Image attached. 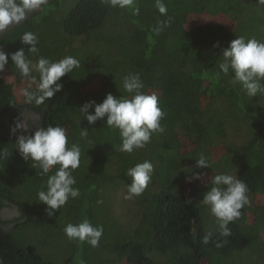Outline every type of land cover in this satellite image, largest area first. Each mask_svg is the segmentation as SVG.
<instances>
[{"label": "trees", "instance_id": "16d2710c", "mask_svg": "<svg viewBox=\"0 0 264 264\" xmlns=\"http://www.w3.org/2000/svg\"><path fill=\"white\" fill-rule=\"evenodd\" d=\"M56 1L49 0L47 12H30L20 24L0 33V50L13 53L22 34L33 32L38 53L28 52L30 46L25 45L33 63L39 57L58 61L72 56L80 67L62 76L61 90L42 105L28 104L24 97L16 100L13 83L0 74V113L13 105L26 107L39 113L38 126L59 125L66 130L69 146L78 144L81 149L80 166L72 172L80 195L48 216L47 206L37 201V193L46 190L48 176L39 175V169L32 167L31 160L25 161L15 145L24 132L1 134L0 198L21 210L12 229L0 218L1 264H55L13 238L10 232L20 224H50L58 229L55 235L66 236V224L85 218L103 226L99 246L66 236L71 254L61 264H90L91 258L93 264H264V95L249 98L218 69L222 50L237 36L264 41V4L258 0H163L167 15L162 16L156 0H135L138 14L129 8L119 23L115 14L119 7L102 0H77L56 20ZM199 14L221 15V20L189 25L192 16ZM158 21L168 22L159 33ZM55 27L60 33L52 41ZM130 72L140 73L143 91L157 95L165 116L163 132L153 133L144 148L127 153L119 150V130L109 128L106 117L89 125L79 108L88 101L101 103L108 93L128 95L122 81ZM33 75L38 78L37 73ZM81 129L88 130L87 136H81ZM216 146L228 149V154L214 158ZM202 155L211 167L196 166ZM146 160L154 169L151 181L141 195L125 199L131 183L127 170ZM195 173L201 178H191ZM219 173L243 180L251 204L228 225L229 237L220 236L218 227L205 244L200 200L211 187V177ZM190 180L194 184L185 191ZM107 193L112 208H104ZM224 239L227 243L216 247ZM80 244L83 252L75 261Z\"/></svg>", "mask_w": 264, "mask_h": 264}, {"label": "clouds", "instance_id": "9594fccd", "mask_svg": "<svg viewBox=\"0 0 264 264\" xmlns=\"http://www.w3.org/2000/svg\"><path fill=\"white\" fill-rule=\"evenodd\" d=\"M112 8H135V0H102ZM49 0H0V33H3L11 25L20 24L28 13L43 11ZM264 4V0H258ZM162 16L167 15V6L163 0H156L155 4ZM167 21H158L157 33L162 30ZM21 43L29 45L28 52L38 53V37L33 32H24L20 37ZM214 46H219L214 45ZM9 56L19 74L28 78L29 84L22 88L21 94L28 104L42 105L54 94L61 90V77L66 73H72L80 67V61L72 56H66L58 61H51L45 57H39L33 63L23 48L6 53L0 50V73H3L8 64ZM222 61L218 69L225 76H230L233 85L239 84L242 91L249 98L264 95V41L256 38L237 36L222 50ZM33 73L38 74L37 76ZM35 84V88L32 85ZM123 90L128 95L114 96L108 93L101 103L93 101L85 102L80 112L86 117L89 125H94L97 120L106 117V125L112 129H118L121 137L119 150L132 153L144 148L150 142L153 133L163 132L161 120L165 113L158 105L156 94H147L143 91L145 85L140 73L130 72L122 81ZM94 108V111L89 109ZM24 129L25 132L17 137L15 143L20 155L25 161L31 160L32 167L39 169V175H47L46 190L37 193V201L43 202L48 216H53L55 211L66 205L68 200L80 195L78 188L74 187L76 179L72 172L80 166L81 149L78 144H68L66 130L59 125L37 126L34 133L28 132L29 125L16 122L12 132ZM88 130L81 129V136H87ZM59 165L55 173L48 175L51 169ZM196 166L209 168L211 164L203 155L196 160ZM153 165L150 161L137 163L127 170V176L131 177V183L127 186L125 199L141 195L151 181ZM194 179H200L201 174L195 173ZM211 187L203 194L200 200L208 206L210 213L216 218L219 225L220 236L227 238L231 235L228 225L239 219L241 209L250 205L247 195V184L233 175L219 173L211 177ZM190 202V201H189ZM102 203V201H98ZM65 235L70 240L88 243L92 247L99 246L103 235V226H94L87 218L81 222L68 223L64 227ZM210 242V235L203 238V243ZM227 239L216 242V247H222Z\"/></svg>", "mask_w": 264, "mask_h": 264}, {"label": "rangeland", "instance_id": "374dc122", "mask_svg": "<svg viewBox=\"0 0 264 264\" xmlns=\"http://www.w3.org/2000/svg\"><path fill=\"white\" fill-rule=\"evenodd\" d=\"M77 0H57L54 5H57V11H56V20H60L63 18L67 12L70 10L71 7L74 6ZM50 6V5H49ZM44 8V12H47L48 7ZM38 11V10H37ZM36 11V12H37ZM127 11H129V8H117L115 9V14L118 15V22L121 23L127 16ZM120 16V17H119ZM221 16V15H219ZM219 16H210L208 14H199V15H194L192 16L191 20L188 22L189 25H197V24H207V23H213L217 20H221ZM224 18H222L223 20ZM119 27V25H118ZM113 30H117V27L113 25L112 27ZM55 30V31H54ZM45 29L42 28L41 31H51L52 33V41L57 38V33H60V29L55 27V29ZM54 31V32H53ZM49 34H48V39H49ZM20 48H23L25 50V45L20 42L16 43V46H14L13 51H17ZM53 50V47H52ZM51 50V53L53 52ZM9 61H11V58L9 57ZM8 63H13V62H8ZM16 68L13 65H8L5 67L3 73H0L2 77H4L6 80L9 82L13 83L14 87V94L15 98L21 99L23 96L21 94V89L26 87L29 84V80L27 78L22 77L19 74H16ZM34 85V84H33ZM32 87L34 88V86ZM94 85V84H93ZM94 87L92 86L91 89ZM228 149H225L224 147L216 146L213 150L214 153V158H222L226 154H228ZM208 175H204V179H208ZM193 180H190V186L187 185V187L184 189L185 191H188V187L193 186ZM107 196L105 197L104 200V208L110 207L112 208V201L110 200L108 193L106 194ZM262 195V194H261ZM203 198V196H202ZM261 198H264V195L261 196ZM259 199V197L256 198V201L262 200ZM111 201V202H110ZM262 201H259L260 203ZM43 203V202H42ZM39 204L38 202V208ZM111 209H108V211ZM202 215H203V226H204V231L206 235H212L219 227L216 218L210 213V210L208 206L203 207L202 209ZM104 216V214H103ZM14 224V221L9 222V224H6V228L12 229ZM56 232L58 233V229L53 227L52 225L48 224L47 226H39V225H29V224H20L17 228H13V230L10 232L11 235L15 240L18 241V243L23 246L26 250H30L35 252L39 257L42 259L52 261L55 264H61L63 260L71 254L70 251V246L71 244L67 240L66 236L63 235H55ZM81 245H79L80 249L74 254V260L78 261L81 257L80 254H82L83 249H81ZM92 257V252L91 256ZM90 264H93V260L91 258ZM238 264V261L236 262ZM242 264V263H240Z\"/></svg>", "mask_w": 264, "mask_h": 264}, {"label": "flooded vegetation", "instance_id": "af4514ba", "mask_svg": "<svg viewBox=\"0 0 264 264\" xmlns=\"http://www.w3.org/2000/svg\"><path fill=\"white\" fill-rule=\"evenodd\" d=\"M30 13H28L27 16H29ZM27 18V17H26ZM12 26V25H11ZM10 26V27H11ZM38 120H39V113L28 109L26 107H19L16 105H13L12 107H9L6 111H3L0 113V135L4 132H12V128L15 127L16 122L25 123L26 125H29L28 130H36L38 126ZM25 132L24 129H18L15 133H13L14 136ZM0 218L2 220H5V224H9V222L19 219L21 217V210L13 203L8 202L5 199L0 198ZM7 225H5L6 227ZM4 227V226H3ZM1 264V259H0Z\"/></svg>", "mask_w": 264, "mask_h": 264}]
</instances>
